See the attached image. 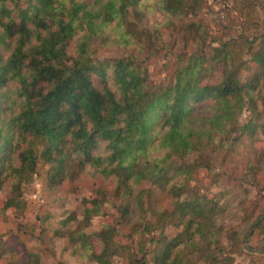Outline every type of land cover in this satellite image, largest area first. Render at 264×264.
Instances as JSON below:
<instances>
[{"label":"trees","instance_id":"obj_1","mask_svg":"<svg viewBox=\"0 0 264 264\" xmlns=\"http://www.w3.org/2000/svg\"><path fill=\"white\" fill-rule=\"evenodd\" d=\"M242 1L250 14L254 0ZM202 4L154 1L161 26L191 29L197 49L178 56L168 83L153 84L141 55L163 46V34L158 22L140 29L130 19L132 9L146 14L149 0H0V185H11L6 207L23 206L22 184L40 160L51 163L54 180L65 179L75 163L80 171L113 178L117 194L141 202L152 192L139 186L151 182L171 190L172 223L182 227L173 237L149 228L153 264H231L218 253L223 229L216 225V204L198 195L182 198L181 186L170 187V174L190 177L192 169L178 160L195 154L194 167H208L214 152L235 145L233 133L247 132L253 122H239L247 107L264 114L256 106V89L264 90V29L207 44L205 29L192 28L191 21ZM97 45L121 53L103 60ZM250 64L258 65L255 85L241 75ZM141 210L139 221L147 212ZM115 230L104 226L96 233L100 250L86 233L71 234L73 252L113 264ZM120 252L127 264H149L144 242L134 253L127 245ZM31 264L43 263L32 256Z\"/></svg>","mask_w":264,"mask_h":264},{"label":"rangeland","instance_id":"obj_2","mask_svg":"<svg viewBox=\"0 0 264 264\" xmlns=\"http://www.w3.org/2000/svg\"><path fill=\"white\" fill-rule=\"evenodd\" d=\"M154 1L149 0L152 8L146 14L137 16L132 9L130 19L140 29L159 23L163 46L159 44V49H153L154 52L146 50L141 60L150 70L151 82L164 84L170 81L178 56L193 53L197 43L191 29L161 26L163 14L153 8ZM246 9L242 0H203L201 10L191 20L192 28L200 26L205 29L207 44H217L241 33L252 37L264 29V1L254 0L250 14ZM96 48L103 60L121 53L117 46L97 45ZM257 70L258 65L250 64L249 69L241 72L243 81L253 78L255 85ZM256 93V106L259 112L264 111V90L258 87ZM205 104L207 101L202 103ZM251 120L247 132L237 130L233 133L235 145L214 152L211 159H207L208 167L195 168L193 164L197 155L194 154L184 161L178 160L192 169L190 177L170 174V187L181 186L182 198L193 199L198 195L209 198V205L216 204V225L223 229L217 231L222 245L218 253L231 257V264H264L263 112L254 115L247 107L239 122L245 125ZM73 157L79 160L78 155ZM50 167V162L40 160L31 179L22 184L24 204L20 209L5 206L6 189L11 185L8 182L0 185V264H31L32 256L43 264H98L90 253L79 259L69 237L73 233L78 237L86 233L93 248L100 250L102 244L96 233L104 226L116 229V245L110 251L113 264H127L126 255L120 252L124 245L128 246L129 253H134L143 242L149 264H153L151 249L155 245L147 243L151 237L149 228L153 234L164 233L166 237L176 236L182 230L172 223L175 199L169 188L143 182L139 187L149 188L152 193L149 197L143 194L141 202L139 198L117 194V183L113 178L107 179L101 174L93 176L88 169L80 171L75 163L70 165L71 172L63 180H54L49 174ZM131 203L135 206H130ZM141 205L147 212L139 221ZM136 207L135 212H129ZM151 222L156 223L150 227ZM137 227L139 231L135 229Z\"/></svg>","mask_w":264,"mask_h":264}]
</instances>
